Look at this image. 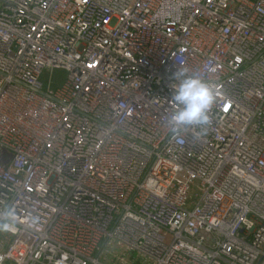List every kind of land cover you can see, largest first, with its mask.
<instances>
[{"label":"built area","instance_id":"1","mask_svg":"<svg viewBox=\"0 0 264 264\" xmlns=\"http://www.w3.org/2000/svg\"><path fill=\"white\" fill-rule=\"evenodd\" d=\"M0 264H264V0H0Z\"/></svg>","mask_w":264,"mask_h":264},{"label":"clouds","instance_id":"2","mask_svg":"<svg viewBox=\"0 0 264 264\" xmlns=\"http://www.w3.org/2000/svg\"><path fill=\"white\" fill-rule=\"evenodd\" d=\"M179 81L173 89V100L178 110L172 116L174 125H205L208 111L214 103V93L209 84L196 75H187L182 70L173 74Z\"/></svg>","mask_w":264,"mask_h":264},{"label":"rangeland","instance_id":"3","mask_svg":"<svg viewBox=\"0 0 264 264\" xmlns=\"http://www.w3.org/2000/svg\"><path fill=\"white\" fill-rule=\"evenodd\" d=\"M64 75H65V74H64V71H62V70H55V71L53 72V79H54L55 83L60 82L62 76H64ZM45 83L47 84V80H45Z\"/></svg>","mask_w":264,"mask_h":264}]
</instances>
